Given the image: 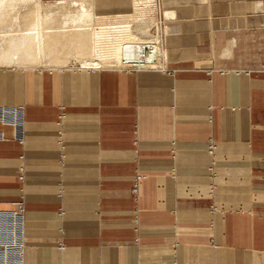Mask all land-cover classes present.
<instances>
[{"label": "crops", "instance_id": "1", "mask_svg": "<svg viewBox=\"0 0 264 264\" xmlns=\"http://www.w3.org/2000/svg\"><path fill=\"white\" fill-rule=\"evenodd\" d=\"M154 9L163 68L0 65V108L22 107L0 121L21 264H264V0Z\"/></svg>", "mask_w": 264, "mask_h": 264}, {"label": "bare ground", "instance_id": "2", "mask_svg": "<svg viewBox=\"0 0 264 264\" xmlns=\"http://www.w3.org/2000/svg\"><path fill=\"white\" fill-rule=\"evenodd\" d=\"M153 2L135 0V12L129 15L97 16L89 0L45 4L40 0H0V65L47 62L65 66L75 55L81 58L84 68L122 69L125 58L131 59L125 48L141 51L150 46L157 51L156 61L143 52L137 53L134 60L158 62L156 66L161 67V27L151 17ZM24 7L27 13L21 22L19 12ZM2 219L8 222L11 218L0 216V222Z\"/></svg>", "mask_w": 264, "mask_h": 264}, {"label": "built area", "instance_id": "3", "mask_svg": "<svg viewBox=\"0 0 264 264\" xmlns=\"http://www.w3.org/2000/svg\"><path fill=\"white\" fill-rule=\"evenodd\" d=\"M161 33H160V42H158L160 46V50L162 52L163 46V37L164 30L160 24ZM154 33V32H153ZM126 52H128V56L131 58L126 60L125 63L121 65L122 70H132L138 71L140 69H156L160 67V65L156 66L158 62L151 63H142V59L134 60L137 53H144V56L147 58H153L155 61L157 59L154 58L157 51L155 47L145 46L143 50L138 51L135 48H125ZM153 56V57H152ZM150 62V61H149ZM162 65L160 68H163L164 61L163 56L161 55ZM159 69V68H158ZM22 107H14V108H0V121L9 124H16L19 121L21 116ZM211 148H214V144H211ZM141 176L137 177L135 186L132 188V194L134 196H138L139 194V180ZM13 209L10 212H0V216L2 218L10 217L11 219L8 222H5L3 219L0 222V264H21V249H22V219L26 211L25 201L24 199L15 200L11 203ZM214 209H216L214 207Z\"/></svg>", "mask_w": 264, "mask_h": 264}, {"label": "rangeland", "instance_id": "4", "mask_svg": "<svg viewBox=\"0 0 264 264\" xmlns=\"http://www.w3.org/2000/svg\"><path fill=\"white\" fill-rule=\"evenodd\" d=\"M151 7L153 8V11H152V13H151V17H155V9H154V2L152 3V5H151ZM31 5H29V9H30V11H29V13L31 12ZM21 11L19 12L20 14H19V16L21 17V22L22 21H24L23 20V14H26L27 13V10L25 9V7L23 8V9H20ZM24 11V12H23ZM29 19H30V17H28ZM25 19V18H24ZM155 20H157L158 21V23L160 24V22H159V20L155 17ZM160 33H161V28H160ZM98 41V40H97ZM80 57L79 56H75V55H73V56H71L70 58H69V60L67 61V64L65 65V66H70V65H73V66H80V67H84V65L83 64H81V61H80ZM16 66H41V67H63L64 65H59V64H54V63H44V62H41L40 64H31V65H16Z\"/></svg>", "mask_w": 264, "mask_h": 264}]
</instances>
